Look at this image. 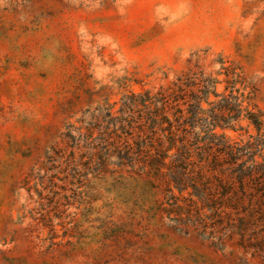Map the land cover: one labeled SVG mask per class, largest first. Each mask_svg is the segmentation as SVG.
Here are the masks:
<instances>
[{
  "label": "rangeland",
  "instance_id": "rangeland-1",
  "mask_svg": "<svg viewBox=\"0 0 264 264\" xmlns=\"http://www.w3.org/2000/svg\"><path fill=\"white\" fill-rule=\"evenodd\" d=\"M0 264H264V0H0Z\"/></svg>",
  "mask_w": 264,
  "mask_h": 264
},
{
  "label": "trees",
  "instance_id": "trees-1",
  "mask_svg": "<svg viewBox=\"0 0 264 264\" xmlns=\"http://www.w3.org/2000/svg\"><path fill=\"white\" fill-rule=\"evenodd\" d=\"M174 86L180 88L182 82H178ZM232 100L236 103L238 97H233ZM153 103L154 105H160L155 108L149 125L154 152L150 156L140 155L139 153L134 154L132 159L153 171H158L166 166H172L173 168L184 167L191 158L192 151L200 149L197 146V133L194 132L193 127L187 125L183 120L181 110L176 108V106L170 105L169 98H154ZM174 108L177 114L171 118L167 115V110ZM248 119L256 127L260 125V121L253 114H250ZM171 151H174V154L168 155ZM169 157L172 158L171 162L169 164L164 163L165 159Z\"/></svg>",
  "mask_w": 264,
  "mask_h": 264
}]
</instances>
